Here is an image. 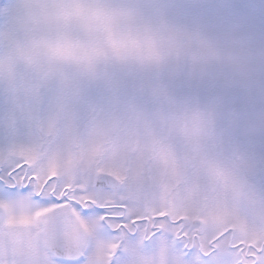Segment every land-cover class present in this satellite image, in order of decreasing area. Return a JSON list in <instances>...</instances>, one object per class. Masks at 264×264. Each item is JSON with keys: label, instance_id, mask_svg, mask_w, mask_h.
Returning a JSON list of instances; mask_svg holds the SVG:
<instances>
[{"label": "clouds", "instance_id": "9594fccd", "mask_svg": "<svg viewBox=\"0 0 264 264\" xmlns=\"http://www.w3.org/2000/svg\"><path fill=\"white\" fill-rule=\"evenodd\" d=\"M20 161L168 217L112 234L0 195V264H257L264 0H0V169Z\"/></svg>", "mask_w": 264, "mask_h": 264}, {"label": "snow or ice", "instance_id": "6c2138e0", "mask_svg": "<svg viewBox=\"0 0 264 264\" xmlns=\"http://www.w3.org/2000/svg\"><path fill=\"white\" fill-rule=\"evenodd\" d=\"M38 181H40V177L31 169L29 163L20 161L14 167L0 169V195L34 197L35 202L41 205L45 211L71 207L74 212L85 218L99 219L104 223L107 231L112 234L129 227H142L149 221L159 223L168 217L167 212L131 216L129 205L126 202H111L107 199L106 194L110 191V186L104 179L88 188L79 185H57L55 177L50 176L46 178L45 187L41 189ZM184 219L179 217L172 221L181 236L185 235L183 231ZM238 247L244 249L245 243L241 241ZM247 247L253 248L252 245ZM251 255L257 264H264V249L255 248ZM59 264H69V262L60 260Z\"/></svg>", "mask_w": 264, "mask_h": 264}, {"label": "rangeland", "instance_id": "374dc122", "mask_svg": "<svg viewBox=\"0 0 264 264\" xmlns=\"http://www.w3.org/2000/svg\"><path fill=\"white\" fill-rule=\"evenodd\" d=\"M258 0H238V6L247 8V7H252L255 6Z\"/></svg>", "mask_w": 264, "mask_h": 264}]
</instances>
